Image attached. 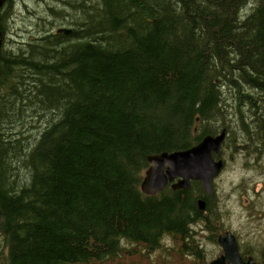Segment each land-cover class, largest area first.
<instances>
[{"label": "trees", "instance_id": "1", "mask_svg": "<svg viewBox=\"0 0 264 264\" xmlns=\"http://www.w3.org/2000/svg\"><path fill=\"white\" fill-rule=\"evenodd\" d=\"M15 2L0 12V264H125L166 237L209 264L193 229L217 241L214 196L141 185L150 156L223 130V148L239 128L264 155V0H60L20 42Z\"/></svg>", "mask_w": 264, "mask_h": 264}, {"label": "rangeland", "instance_id": "2", "mask_svg": "<svg viewBox=\"0 0 264 264\" xmlns=\"http://www.w3.org/2000/svg\"><path fill=\"white\" fill-rule=\"evenodd\" d=\"M16 13L14 20L8 24V37L15 42L22 41L30 31L29 14H45L47 7L58 5L60 0H15ZM64 22V21H63ZM63 27L68 28V25ZM241 142L224 146L221 158L225 162L222 173L213 182L214 200L211 218L218 222L217 233L221 235L230 231L237 237L239 245L249 247L248 252L257 260L264 256V155L252 148L246 149L242 132L237 128ZM212 196V197H213ZM196 240L203 247L208 259L219 257L223 249L202 223L195 225ZM219 234V235H220ZM164 245L155 252H145L140 257L126 259L125 264H201L194 257L178 254L179 242L166 237ZM211 260V261H212ZM210 261V262H211Z\"/></svg>", "mask_w": 264, "mask_h": 264}, {"label": "water", "instance_id": "3", "mask_svg": "<svg viewBox=\"0 0 264 264\" xmlns=\"http://www.w3.org/2000/svg\"><path fill=\"white\" fill-rule=\"evenodd\" d=\"M8 0H0V12ZM58 33L70 34L72 29L61 28ZM2 33L0 30V51ZM227 138V131L218 135H207L196 146L172 153L164 152L148 158L150 167L145 173L141 190L149 196L157 195L171 184L174 190H190L193 182H201L205 194L214 195L213 182L225 167L221 158L222 146ZM201 210L205 211L206 201L199 202ZM223 249L222 255L212 260L210 264H259L253 257L247 260L241 256L237 238L230 231L218 238Z\"/></svg>", "mask_w": 264, "mask_h": 264}, {"label": "flooded vegetation", "instance_id": "4", "mask_svg": "<svg viewBox=\"0 0 264 264\" xmlns=\"http://www.w3.org/2000/svg\"><path fill=\"white\" fill-rule=\"evenodd\" d=\"M206 204H207V202H206ZM207 207V206H206ZM206 210V209H205Z\"/></svg>", "mask_w": 264, "mask_h": 264}, {"label": "bare ground", "instance_id": "5", "mask_svg": "<svg viewBox=\"0 0 264 264\" xmlns=\"http://www.w3.org/2000/svg\"><path fill=\"white\" fill-rule=\"evenodd\" d=\"M228 133V132H227Z\"/></svg>", "mask_w": 264, "mask_h": 264}]
</instances>
